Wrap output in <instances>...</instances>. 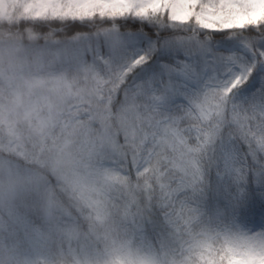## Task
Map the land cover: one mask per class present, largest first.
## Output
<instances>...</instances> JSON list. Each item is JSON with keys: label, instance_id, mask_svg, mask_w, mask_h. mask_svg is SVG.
<instances>
[{"label": "snow or ice", "instance_id": "snow-or-ice-1", "mask_svg": "<svg viewBox=\"0 0 264 264\" xmlns=\"http://www.w3.org/2000/svg\"><path fill=\"white\" fill-rule=\"evenodd\" d=\"M25 13L39 20L19 25L34 43L33 51L49 68L76 74L88 86L80 95L39 101L33 112L40 132L67 136L83 121L90 132L80 144L72 175L84 190L82 207L52 216L46 231L26 228L27 240L45 242L54 253L57 236L66 239L69 248L73 239L100 242L119 222L149 248L151 241L144 234L151 227L162 247L169 244L189 255L196 253L198 264H264V231L221 228L204 209L212 170L222 179L230 178L241 195L250 173L264 185V89L247 105L235 99L256 64L220 51L214 40L216 33L239 38L254 28L256 40L264 42V0H32ZM126 19L139 20L140 31L122 33L118 22ZM144 23L156 28L155 37L144 33ZM73 25L87 30L70 35ZM139 36L151 43L139 48ZM245 46L259 56L256 63L264 62V51L255 43ZM162 50L183 52L186 59L131 86L129 78ZM174 99L183 102L171 106ZM213 139L218 147L210 153L207 168L193 163L190 149ZM10 147L17 154L25 151L21 141ZM157 161L159 174L171 175L169 166L176 174L162 180L158 196L138 202L120 181L135 180ZM27 179L54 208L56 192L50 182L39 173ZM257 202L253 194L252 204ZM8 216L7 223L0 216V230L15 231L18 213L10 209ZM218 232L229 244L226 257L220 259L203 242ZM15 250L7 249L8 257ZM114 251L131 254L125 246ZM4 252L0 247V254Z\"/></svg>", "mask_w": 264, "mask_h": 264}, {"label": "clouds", "instance_id": "clouds-1", "mask_svg": "<svg viewBox=\"0 0 264 264\" xmlns=\"http://www.w3.org/2000/svg\"><path fill=\"white\" fill-rule=\"evenodd\" d=\"M31 2L0 0V216L7 223L10 209L17 213L31 211L40 215L47 224L54 215L75 213L82 207L84 190L72 175L80 159V144L88 139L90 132L88 122L83 121L75 125L67 136L52 131L42 134L33 108L39 101L50 102L52 97L80 95L88 86L81 84L76 74L49 68L33 51L34 43L27 40L19 28L21 23L39 22L38 18L25 13V7ZM13 141L24 143L23 154H17L10 147ZM217 147L215 139L193 147L190 149L193 163L199 162L207 168L210 153ZM160 166V161H157L135 180L122 178L121 187L125 192L134 193L138 202L148 196H158L162 180L166 182L176 174L175 169L169 166L166 171L171 175L165 178L159 174ZM32 173H39L50 182V188L56 192L54 208L43 192L37 194L35 185L27 179ZM61 176L68 177V180H61ZM12 231L9 227L0 233V247L5 249L3 255L6 258L8 245L15 242V238L10 236ZM144 235L151 241V248L142 245L138 237L134 238L131 231L116 222L100 242L73 239L69 248L67 240L57 236L56 251L51 258L20 259L12 261V264H198L196 253L189 255L169 244L162 247L159 238L147 232ZM203 242L215 250L218 259L226 257L229 244L222 232ZM121 246L129 247L131 254L114 251Z\"/></svg>", "mask_w": 264, "mask_h": 264}, {"label": "trees", "instance_id": "trees-1", "mask_svg": "<svg viewBox=\"0 0 264 264\" xmlns=\"http://www.w3.org/2000/svg\"><path fill=\"white\" fill-rule=\"evenodd\" d=\"M120 25V31L122 33L139 32L141 22L134 19H126L118 22ZM87 30L84 25H73L69 34L73 35L77 31ZM144 33H149L151 36L155 37L156 28L153 25L144 23L143 24ZM167 31H171L170 29ZM164 32H161L163 35ZM259 34L256 29L250 28L244 30V35L242 37H232L229 38V34L226 33H216L214 40L217 42H228V41H244L247 43H255L256 37ZM138 41V47L144 48L151 41L147 40L144 36H139L136 38ZM107 51V48H105ZM186 59L183 52H172L167 50H162L157 53V56L153 57L150 65L145 66L143 70H140L138 75L130 77V85L135 86V84L148 79L149 77L155 75L156 73L162 72L163 66L165 65H175L180 61ZM251 78V77H250ZM250 81V79H249ZM248 81V82H249ZM248 83L243 89H241L236 95L244 93L247 90ZM180 99H174L170 101L171 106L182 103ZM241 151H246L243 145L240 146ZM209 189L204 200V209L207 215L215 219L220 225L225 227H238L245 231H254L261 227L264 223V185L257 183L256 178L251 173L248 176V182L243 185V195L240 194V189L234 184L230 178L222 179L219 177L215 170H212L208 174ZM255 194L258 202L252 204V197ZM19 222L15 225V231L10 233V236L15 238L14 243L8 245L9 248H15V253L12 257H5L0 254V264H7L9 260H26L35 261L39 259L51 258L53 251L51 247L38 239L27 240L25 237V229L29 230H40L46 231L47 224L42 219V217L31 211L24 213H18ZM4 230H0L2 233ZM148 234L153 235L151 227L148 229ZM21 239L25 242L21 243Z\"/></svg>", "mask_w": 264, "mask_h": 264}, {"label": "rangeland", "instance_id": "rangeland-1", "mask_svg": "<svg viewBox=\"0 0 264 264\" xmlns=\"http://www.w3.org/2000/svg\"><path fill=\"white\" fill-rule=\"evenodd\" d=\"M247 42L244 41H228L218 42L217 47L220 51L227 52L231 55L239 56L246 64H256V69L252 73L250 81L248 82L247 90L242 94L236 95V102L243 103L245 105L258 99L257 93L259 90L264 89V62L256 63L260 58L253 55L252 50L246 47ZM250 44V43H249ZM257 47L264 51V42L256 41ZM264 231V223L257 230L252 232Z\"/></svg>", "mask_w": 264, "mask_h": 264}]
</instances>
